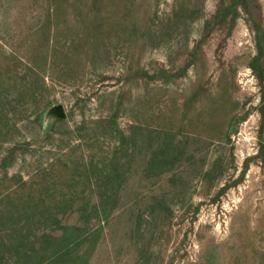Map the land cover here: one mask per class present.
Here are the masks:
<instances>
[{
	"label": "rangeland",
	"instance_id": "374dc122",
	"mask_svg": "<svg viewBox=\"0 0 264 264\" xmlns=\"http://www.w3.org/2000/svg\"><path fill=\"white\" fill-rule=\"evenodd\" d=\"M0 264H264V0H0Z\"/></svg>",
	"mask_w": 264,
	"mask_h": 264
},
{
	"label": "water",
	"instance_id": "95a60500",
	"mask_svg": "<svg viewBox=\"0 0 264 264\" xmlns=\"http://www.w3.org/2000/svg\"><path fill=\"white\" fill-rule=\"evenodd\" d=\"M57 115L59 117H64V111L61 108H58Z\"/></svg>",
	"mask_w": 264,
	"mask_h": 264
},
{
	"label": "trees",
	"instance_id": "16d2710c",
	"mask_svg": "<svg viewBox=\"0 0 264 264\" xmlns=\"http://www.w3.org/2000/svg\"><path fill=\"white\" fill-rule=\"evenodd\" d=\"M57 117H58V115H57ZM247 169H248V167H246V169L244 170L243 174H245V173H246Z\"/></svg>",
	"mask_w": 264,
	"mask_h": 264
}]
</instances>
